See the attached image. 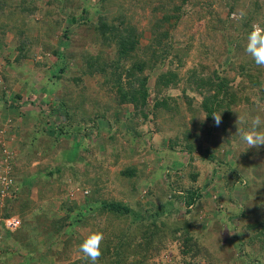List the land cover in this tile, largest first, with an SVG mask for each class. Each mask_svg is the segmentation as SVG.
I'll list each match as a JSON object with an SVG mask.
<instances>
[{
	"label": "rangeland",
	"instance_id": "rangeland-1",
	"mask_svg": "<svg viewBox=\"0 0 264 264\" xmlns=\"http://www.w3.org/2000/svg\"><path fill=\"white\" fill-rule=\"evenodd\" d=\"M119 1L133 16L127 20V25L133 26L143 35L140 38L141 48H144L153 37L149 30L150 22L156 19L155 16L159 18L164 16L161 8L169 11L170 15H177V18L171 21L174 27H170L169 23L165 24L172 32L174 46L184 47L190 41H193L194 45L190 54L181 59L183 63L175 57L176 52L166 53V60L160 61L155 70L151 72L146 70L140 74L151 77L148 83L151 95L146 111L150 108L152 110L156 101L168 96L174 107L171 115H158L156 118L150 115L146 137L148 141L145 138L146 141L143 143H133V136L124 131L126 127L122 124L117 126L115 122V119L123 118L121 114L123 109L134 111L132 105L124 106L121 112L114 108L108 109L115 107L116 95L111 92L114 86L107 85L104 81L112 70L108 69L106 73H96L92 77L87 76L83 82H78L79 84L74 81V78L79 75L75 72L85 68L92 55H103L102 63H115L116 66L126 71L130 68L129 62L120 59L117 52L118 44H112L110 47L102 45L101 32L97 25L98 19L100 15H106L110 19L112 14H116L114 7L106 12L102 11L94 0H28V3H24L23 0H7L4 6L0 5V19L3 22L15 27V30H22L25 34L30 32L35 38L40 39L39 46L32 48L29 52L30 57L26 59L32 60L36 69L34 74H30L31 78L27 81L25 74L26 79L22 81L19 68L22 66L21 63L15 65L14 72L16 73H10V75L14 78L16 90L20 83H25L30 89L31 94H27L28 98L34 95L32 97L34 99L35 96L38 97L41 103V94H43V99L44 90L46 91L48 101L42 102L40 107L44 112L57 115L54 116L56 120L53 119L52 125L49 126L53 133L64 135L61 143L58 142L65 144L68 141L66 138L71 135L67 133L68 127L66 126L71 115L84 113L86 114L83 116L84 120L88 118L94 124L99 118H95L96 115L103 116L100 120L102 129L99 128V134L93 131L96 130L93 126L83 131V136L86 133V142L89 141L91 144L89 148L91 154L89 159L86 158L88 169L84 170L88 172L87 178L89 177L90 182L80 181L82 179L78 178V181L73 182L72 185L73 178L70 177L71 171H69V178L65 179L66 181H58L67 188L66 191H59V199L47 198L44 196L47 193L41 196L35 195L32 198L29 193L24 196L25 194L19 189L20 196L18 195L19 198L14 202L8 201L9 198L14 197L12 193L7 191L3 194L1 192L5 185L0 183V252L2 251L0 261L7 264L3 256L5 244L9 241L14 244L12 240H15L21 241L22 246L32 247L34 245L33 248L37 249L32 256V264H91V261L84 258L79 251V244L90 232L101 230L104 233V241L108 240L113 243L116 241L119 243L122 241L120 237L124 238V235L131 232L129 217H117L116 214L110 212L103 213L100 211V204L105 201L122 202L130 205L135 211H140L142 206L150 208L151 203L164 207L167 200H170L167 195L170 191L167 187L169 177L167 176L168 179L165 180L163 175L169 173L173 174L168 184L172 189L180 192L183 188H193L202 195L197 204L192 207L187 206L183 199L176 198L172 201L174 202L173 208L169 209V212L172 211L169 213L167 210L165 215L168 214V216L161 217L158 224L160 225L163 219L173 232L178 223L188 220L189 225H192V235L198 241L200 240L201 248L205 249L204 255L198 252L197 256L198 247L190 245L186 248L180 234L172 233L171 236L170 230L166 232L163 231L164 228L159 233L166 235V238L156 243L152 252L134 254L130 256L127 264L130 262V264H264V241L253 239V233L256 232L248 227L253 221L251 218H258L264 222V146L259 149H248V146L240 139H233V136L238 134L236 121L230 120L228 126L222 122L216 126L214 120H209L202 109L206 91L203 89L199 91L194 82L195 79L191 77L192 70H196L201 78L212 74L214 69L222 70L220 61L231 67V69L224 70V73L221 72L229 78H233L236 71L238 72L244 66L259 68L261 72L264 70V67L256 64L255 66L254 64L247 65L242 61L247 44L246 38L250 30L241 23V16L251 11L254 14L263 15L260 20L253 22V24L258 23L263 26L264 0H229L228 5L232 7L225 5L223 0ZM25 5L37 6L38 12L35 15H28L22 10ZM231 8H234V14L230 12ZM231 16L236 18L233 25L226 21ZM74 17L77 18L76 21H73ZM219 20H222L225 25L223 24L224 28L215 33L209 28V24L213 21L218 24ZM10 35L12 45L14 34ZM201 43L210 46L209 55H206L200 48ZM213 43L217 49L211 47ZM54 51L66 53L69 56V66L74 68L75 72L70 70L67 76L66 73L62 76L59 72L61 64H58L59 61ZM138 52L141 54L143 51L139 48ZM5 57L7 58L8 55ZM145 59L148 60V56ZM118 62H120L119 65ZM169 70L177 74L176 81L164 88L162 92L157 93V78ZM1 76L2 74H0V80L3 81ZM123 81L125 83L128 81L126 73ZM232 85H240L243 89L242 94L259 102L260 110L263 112L260 116L264 120V102L261 100L264 80L255 90L254 97H252L251 81L246 79L242 82L238 78ZM81 92H85L84 103L80 102L79 93ZM68 96L72 102H66ZM190 100L192 101L191 106H189ZM53 108L54 111H52ZM58 108H63L66 115L57 112ZM119 129L122 131L118 132ZM78 137L80 139L81 135L79 134ZM228 141L231 145L227 144ZM129 142L132 144V151L135 155L137 154L135 166L140 173L132 180L122 177L123 174L117 172L118 167L121 166L120 163L126 164L129 160L122 158L119 165H115L110 158V152L114 146L123 149V153L127 154ZM148 147L152 150L148 151ZM44 152L47 153V150ZM44 152L38 151L43 157L42 161L47 157ZM243 154L246 155V159ZM3 157L1 153L0 177L8 178L13 188L19 176L13 169L14 158L10 155L7 159ZM139 158L142 160H138ZM248 159L249 164L245 161ZM39 160L42 163L41 158ZM3 161L6 166L2 163ZM131 186H134L133 192H135L127 195L125 190H129ZM44 190L46 191L43 187ZM71 191L72 193L78 192V194L70 197ZM57 195L58 192L55 196ZM86 198L90 199L88 203H86ZM41 205V210L38 211L40 215H36V209ZM69 205L75 209L80 208V211L84 213L77 223L73 222L71 218L74 216L71 214L79 211H70L67 207ZM7 211L11 214L9 218L6 217ZM249 212H253L254 215L249 220L242 219ZM49 213L52 214V220L49 219L51 216ZM28 215H30L29 218ZM48 221L52 223L48 224ZM42 225L44 227H41ZM15 248L13 247V250ZM134 248L139 249L135 244ZM184 248L188 249L185 256L183 255ZM48 249L49 253L56 252L55 256L50 254L55 258L51 262H43L41 259L47 254ZM9 251L10 248L6 249V252ZM13 253L11 258L13 257L14 264H29V261L25 262L24 258L22 259L25 257V252L20 255L16 248V252ZM16 254L18 259H16ZM35 257H38L37 261ZM119 263L123 264L120 261L116 262V264ZM97 264L108 263L99 259Z\"/></svg>",
	"mask_w": 264,
	"mask_h": 264
},
{
	"label": "trees",
	"instance_id": "trees-1",
	"mask_svg": "<svg viewBox=\"0 0 264 264\" xmlns=\"http://www.w3.org/2000/svg\"><path fill=\"white\" fill-rule=\"evenodd\" d=\"M6 1L7 0H0V5L2 4L1 7L4 6V3H6ZM23 1L24 3H28V0ZM94 1L97 6H99V8H102V11L106 12V10H109L111 7H114L116 10V14H112L110 16V19H108L106 15L99 16L97 25L99 26V31L101 32L102 45L110 47L112 44H118L119 48L117 49V52L119 53L120 59L122 61L125 60L129 62L131 66L130 68H127L128 70L126 71V69L116 66L115 63H102L103 55H92L88 60V64L86 65V67L81 68L80 70L75 72L74 68H71L69 66V56L66 53L54 51V54L57 56V60L59 61L58 64H61L59 69L60 74L62 76H65L66 73L67 76V72H69L70 70H74L75 73L79 74L74 78V81L78 83L83 82L85 80V77L87 76L92 77L96 73H106L109 71L108 69H110L112 71L108 74V78H105L104 83L107 85L111 84L114 86L112 87L111 92L115 93L116 97L114 98L115 107L112 106L108 109L114 108L115 110H119V112H121L124 106L132 105L134 111H125L123 109L121 114H125L127 120L133 119V121H138L139 123V120H148L150 115L154 116V118H156L158 115H171L172 111L174 110V107L169 101V96L164 98L162 97L161 100L155 102L152 110L150 108L149 111H146V107L149 106L148 99L151 95L148 88V83L151 77L150 75L141 76L140 74L144 73V71L146 70H148L149 72L155 70L159 66L160 61L164 62L166 60V53L170 54L176 52L175 57L179 59L180 63H183L181 59H183L185 56H188L194 48L193 41H190L189 44L184 47L176 48L174 46L173 37H171L172 32L170 28L167 29L165 24L169 23L170 27H174V23H172L171 21H173V18H177V15H170L169 11H166L165 8H161V12H164V16L161 18L155 16L156 19L150 22L149 30L151 31L153 37L144 48H141L140 38H142L143 35L142 33H139L137 29L133 26L127 25V20L129 18H133V16L129 13V10L127 8H124V4L119 0ZM223 2L228 7H232V5H228L229 0H223ZM209 3L213 4V2ZM209 7L211 8L210 5ZM175 9L179 10V8L177 7H175ZM22 10L28 15H35L38 12L37 6L33 7L25 5ZM84 11H86V8H84ZM233 11L235 12L234 8H231L230 12L234 14ZM241 17V23L245 24L246 28L251 31V26L253 22H255L256 20H260L263 15L256 13L254 14L251 11H247L245 12V15ZM76 20L77 18L74 17L73 21ZM226 21L229 22V24L233 25V22L236 21V18L231 16L228 17ZM217 22L218 24L215 21H213L212 24H209V28L215 33L220 31V29L224 28V22H222V20H219ZM8 32L14 34L12 47L17 52L15 62L17 64H23V62L28 57H30L29 52L32 50V48H37V46H39L40 39L35 38V36H33L30 32L29 34H25L22 30H15V27L9 26L7 23L3 22L0 19V42H3V39H5L4 36ZM211 47L215 49L217 46H215V43H213ZM139 48L143 51L141 54L138 52ZM200 48L203 49L206 55H209L211 51L210 46L206 45L205 43H201ZM237 50L238 46L236 51ZM226 53L227 49L225 50V55ZM146 56H148V60L145 59ZM242 61L246 62L247 65L254 64L255 66L254 60L246 52L242 55ZM119 63L120 62H118L117 64L119 65ZM231 63H233L232 60ZM220 67L223 69H214V72L212 74L202 78L198 76L199 73L196 70H192L191 72V77L193 76L192 78L195 79L194 82L197 85V89L199 91H201V89L206 91L204 101L202 102V109L206 113L207 118L209 120H214L212 115L213 113H222V124H224L225 126H228V122L230 120H232V122H237L238 117L240 116L241 122L239 127L241 130H247L250 126L252 118L257 115L260 116V114H263V112L262 110H260L259 102L257 100H251L249 96H245V94H242L241 92L243 89L240 87V85L234 86L232 85V83L238 78L241 79L242 82H245L246 79L247 81H251L252 97H254L256 94L255 90L264 80V70L261 72L259 68L255 69L252 66H244L238 72L235 70L236 75L233 78H229L227 75L222 74L224 73V70L231 69L229 64H224L222 61H220ZM123 72L124 74L126 73L128 76L127 83L123 81ZM177 77V74L171 70H169L167 73L160 74L156 82V87L158 89L157 93L162 92L164 88L169 87L170 84L176 81ZM74 86L76 87V85ZM79 94L80 99L82 100H80V102L84 103L86 99L85 92H81ZM20 99L21 95L15 94V100L18 101ZM261 100L264 102V91H262ZM66 102H72V99L68 96L66 97ZM191 104L192 101L190 100L189 106H191ZM81 108L82 105L80 106V109ZM52 111H54V108L52 109ZM57 112L64 113L66 115L63 108H58ZM72 116L73 115H71L70 117ZM96 117L103 116L96 115ZM115 120L116 123L121 122V120L119 119ZM62 130L64 129L62 128ZM130 133L136 139H138V136H141L138 130H133ZM233 139H240V137L238 134H235L233 136ZM230 143V141L227 142V144L231 145ZM243 157L246 159L245 154H243ZM245 161L248 164L250 163L249 159ZM129 174H131L132 178L136 177L137 175L133 170H131V173ZM48 175H50L51 177L53 176V173H48ZM166 175L169 177L167 187L170 192L167 193V195L169 196L170 200H167L168 202L165 203L166 205L164 204V207L160 205L158 206L156 203H151L150 208H145L142 206L143 208L141 207L140 211H135L130 205L124 204L122 202L105 201L100 204V211L103 213L110 212L116 214L117 217H129V227L131 231L126 236L124 235V238L120 237L122 241H120L119 243L117 241L116 243H113L108 240L103 241V254L100 257V260L102 262L108 264H116V262L118 263V261H120L121 263L123 262V264H127V261L131 258L130 256L134 254H138L141 252L147 254L149 252H152L156 243H160L161 239L166 238V235H160L159 232H161V230H163L164 228L165 229L163 231L167 232L168 230H170L168 228V224L164 222L163 219L160 225L158 224V222L161 217L168 216V214L165 215V213H167V210L169 212V209L173 208L172 205L174 202L172 201L176 198L183 199L186 205L190 207L195 206L197 204L199 198H201L202 195L200 192H197L193 188H183V190H180V192L176 189H172L170 185L168 186V184H170V177H172L173 174L167 173ZM19 189V186H17L16 184L13 185V188L12 185H10L8 192L14 195V197H12L14 198V200H12V198H9L8 201L14 202L19 198ZM89 201L90 199L86 198V203H88ZM67 207L70 211H79L75 219L71 218L74 223L80 221V218L84 216V213L83 211H80V208L75 209L70 205ZM171 211L172 210H170V212ZM253 215V212H249V214L244 215L245 217L243 216L242 219L245 218L249 220ZM10 216V211H7L6 217L9 218ZM251 219L253 221L248 227H250L251 231L256 232L253 233L254 237L252 238L262 239V241H264V222L258 220V218ZM189 224L190 223L188 222V220L184 221L183 223H178V226L176 227V229L173 230V232L170 230L171 236L172 233L174 235L180 234V236L183 237L181 239H183V242H185L186 248L190 247V245L192 247H198L199 250L197 251L196 255L198 256V252H200L201 255H204L205 249L203 247L201 248V244H199L200 240L198 241V239H196L195 236L192 235V225L190 226ZM134 244L135 246L138 245L139 249H135ZM186 248L183 249L184 256L188 253V249Z\"/></svg>",
	"mask_w": 264,
	"mask_h": 264
},
{
	"label": "crops",
	"instance_id": "crops-1",
	"mask_svg": "<svg viewBox=\"0 0 264 264\" xmlns=\"http://www.w3.org/2000/svg\"><path fill=\"white\" fill-rule=\"evenodd\" d=\"M10 34V32L6 33L4 36L5 39H3V42H0V74H2L1 78H3V81L0 80V154L2 153L5 159H7L9 155L11 158H14L13 169H15V172L19 175L17 177L18 182L16 185L19 186L20 191L25 194L24 196L29 193L31 197L34 198L35 195L41 196L42 194L47 193L44 196L57 200L60 198L59 191L63 192L67 190V188L62 183H58V181H66L69 178V171H71L70 177L73 178V181L71 182L72 185L73 182L78 181V178L82 179L80 181L90 182L89 177L87 178L88 172H84V170L88 169L87 159H89L91 154L89 149L91 144L89 141L86 142V133L83 136V131H85L87 127L93 126L96 128V130L93 131L99 134V128L102 127L100 124L102 117L98 118L95 116V118L98 119H96L97 123L94 124L93 121H90L88 118L84 120L83 116L86 115L84 113L73 114L71 120L66 123V126L68 127L67 133H71V135L66 138L68 141L65 144H60L64 135L53 133L49 126L52 125L51 123L54 119V116L56 117L57 115H55V113L44 112L40 107L42 102H45L46 100L48 101L45 94L46 91L42 89V91L44 90L45 97L42 99L43 94H41L42 102L40 103V101L37 99L38 97L35 96V99L32 97L34 95L28 98V95L31 94V91L25 85V83H18L19 85L17 86V90L15 89L16 83L13 80L14 78L11 77L10 73H16L14 71L16 68L15 65L17 64L15 62L17 52L10 44ZM7 55L8 57L6 58L5 56ZM4 63L6 65H4ZM19 68L21 71L20 74L22 81L26 79L25 74L27 75L28 81L31 78L30 74L32 75L36 71L34 63L30 59L25 60L22 66ZM4 81L6 83H4ZM15 94L21 95L22 98L16 101ZM118 119L121 120V122H117V126L121 124L124 125L126 127L124 128V131H127V133H130L133 130H138L141 134V136H138V139H136L130 133L133 136V143H143L146 141V137L148 135V120L146 122L144 120H139L140 123L138 121H133V119L127 120L125 114L123 115V118L120 117ZM54 120H56V118ZM106 125L109 126L107 122ZM121 131V129L118 130V132ZM145 132L146 135L144 136ZM79 134L81 135L80 139L78 137ZM129 135H127V139H129ZM58 141H60V143ZM92 143L94 144V142ZM131 145L132 144L129 142L127 154H124L123 149L117 148L116 146H114L110 152V158H112L115 165H119V162L122 160V158L129 160L126 164L120 163L121 166L118 167L119 169H117V172L122 173V177L130 180H132V176L129 174L131 173V170H133L136 174L139 173L137 171L138 168L135 166L137 162V154L135 155V152L132 151ZM98 147L100 148V145ZM150 149L151 147L147 148L148 151H150ZM45 150H47V153L44 152ZM38 151H41L42 153L44 152L47 155L43 161V157L40 153H38ZM40 158L42 163H40ZM138 160L142 159L139 158ZM2 163L4 166H6L4 161ZM48 173H53V176L50 177ZM40 176L43 177L42 180V177L40 178ZM83 176H86V178H82ZM163 176V178L167 180V175ZM84 182L83 184H85ZM43 187L46 189V191H43ZM133 188L134 186H131L129 190H125L127 195L130 192H135H133ZM57 192L58 195L55 196ZM87 193L89 192L87 191ZM70 194V197L73 194L76 196L78 192L72 193L71 191ZM71 205H73V202H71ZM40 207H42V205L36 209V215H40L38 213V211L41 210ZM26 213H28V211ZM76 213L78 212L71 214L74 216V219L77 217ZM49 215H51L49 216V219L52 220V214L49 213ZM29 216L30 215H28V218ZM28 218L26 217V219ZM37 218L38 217H36V219ZM50 223L52 222L48 221V224ZM41 227H44V225ZM12 241H14V244H12L10 241L5 244V254L3 255L4 262L7 264L15 263V261L13 262V257L11 258V255L14 254L13 252H16L17 248L18 254L21 253L23 255V252H25V257H22V259L24 258L25 262L29 261V264H32V256L37 252V249L33 248L34 245H32V247H27L26 245L22 246L21 241ZM39 245L41 246V244ZM13 247L16 248L13 250ZM8 248H10V253L6 252V249ZM29 248L31 249L29 250ZM50 254L53 253H49L48 249L47 254H45L47 257L45 258V255H43L41 261H53L55 257L50 256ZM55 254L56 252H54L53 255L55 256ZM37 258L38 257L34 258L35 261H37ZM16 259H18L17 254ZM0 264L3 263L0 261Z\"/></svg>",
	"mask_w": 264,
	"mask_h": 264
},
{
	"label": "clouds",
	"instance_id": "clouds-1",
	"mask_svg": "<svg viewBox=\"0 0 264 264\" xmlns=\"http://www.w3.org/2000/svg\"><path fill=\"white\" fill-rule=\"evenodd\" d=\"M245 52L254 60L255 64L264 67V26L254 23L251 31L247 35V44ZM215 125L219 126L222 122V113H213ZM241 117H238L237 125L240 140L249 148L259 149L264 146V120L259 115L252 118L250 126L247 130H241L239 125ZM104 241V233L101 230L90 232L79 244V251L83 257L90 260L91 264H97L102 256V244Z\"/></svg>",
	"mask_w": 264,
	"mask_h": 264
},
{
	"label": "built area",
	"instance_id": "built-area-1",
	"mask_svg": "<svg viewBox=\"0 0 264 264\" xmlns=\"http://www.w3.org/2000/svg\"><path fill=\"white\" fill-rule=\"evenodd\" d=\"M0 183L5 185V187L1 190V192L3 194L7 193V191H9V187L11 185V182L8 181V178H6V177H0Z\"/></svg>",
	"mask_w": 264,
	"mask_h": 264
}]
</instances>
